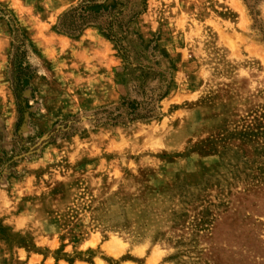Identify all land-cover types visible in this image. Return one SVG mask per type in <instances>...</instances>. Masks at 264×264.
Listing matches in <instances>:
<instances>
[{"label": "rangeland", "instance_id": "1", "mask_svg": "<svg viewBox=\"0 0 264 264\" xmlns=\"http://www.w3.org/2000/svg\"><path fill=\"white\" fill-rule=\"evenodd\" d=\"M79 2L0 0V264H264V0Z\"/></svg>", "mask_w": 264, "mask_h": 264}, {"label": "trees", "instance_id": "2", "mask_svg": "<svg viewBox=\"0 0 264 264\" xmlns=\"http://www.w3.org/2000/svg\"><path fill=\"white\" fill-rule=\"evenodd\" d=\"M129 5L130 0H80L76 6L60 15L56 29L69 35H77L87 26H95L124 55V40L129 32L128 26L138 14ZM1 12H4V10L0 8V14ZM9 21L11 22L12 29L16 31V36L20 37L19 41L25 47V50L27 46L32 47L25 31L17 26L16 18L12 17ZM17 30H21L20 35L19 33L17 34ZM164 96L165 93L160 95L158 99ZM126 104L130 116L139 115L136 110L141 106V103H137L136 105V103L128 102Z\"/></svg>", "mask_w": 264, "mask_h": 264}]
</instances>
